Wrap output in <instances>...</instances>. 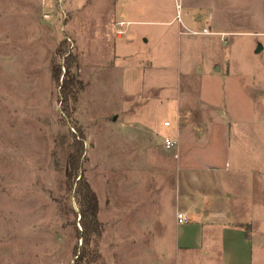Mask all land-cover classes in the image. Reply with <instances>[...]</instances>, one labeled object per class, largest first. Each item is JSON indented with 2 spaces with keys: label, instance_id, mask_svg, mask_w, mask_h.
<instances>
[{
  "label": "rangeland",
  "instance_id": "1",
  "mask_svg": "<svg viewBox=\"0 0 264 264\" xmlns=\"http://www.w3.org/2000/svg\"><path fill=\"white\" fill-rule=\"evenodd\" d=\"M160 1L171 21L126 24L119 37L128 14L119 0H0V264L75 263L82 227L66 169L80 133L100 222L83 264H185L175 215L185 198L176 183L187 175L232 192L224 207L252 201L241 219L254 225V264H264V94H254L264 49L236 62L248 68L232 72L238 84L218 88L204 71L230 45L217 38L213 49L193 32L182 0ZM242 28L258 31L249 53L264 45V27ZM71 54L79 85L66 110Z\"/></svg>",
  "mask_w": 264,
  "mask_h": 264
},
{
  "label": "crops",
  "instance_id": "2",
  "mask_svg": "<svg viewBox=\"0 0 264 264\" xmlns=\"http://www.w3.org/2000/svg\"><path fill=\"white\" fill-rule=\"evenodd\" d=\"M182 1L187 9L185 21L192 26L198 27L195 28L198 30L193 32H202V39L212 44L210 47L213 49L217 38L223 42L222 45H230L229 51L224 53V59L213 63L211 67L204 71L206 77H212L220 81L221 85H217L218 88L226 87L228 90V85L231 86L233 82L238 84L232 73L235 69L241 68V66L235 67L236 62L240 63L244 55L253 56L254 52L264 49L262 44L257 50L249 53L247 51L249 35L258 33V31H248L242 28L264 27V0ZM118 5L119 11L128 13H124L126 17L119 20V22H125V34L128 33L126 24L153 23L165 25L171 21L168 20L170 15L167 13V7L160 0L159 2L157 0H119ZM117 29L115 30L116 33ZM261 33H264V31ZM123 34L117 33V36L122 37ZM240 35L245 37H239ZM189 40L190 42L196 41V39L192 38H189ZM197 41H201V37ZM248 58L246 57V61ZM246 61H241L243 67ZM231 62L232 68L230 67ZM241 69L246 70L248 68L244 67ZM259 71L264 73V66L260 67ZM263 87L264 85L254 88V94H264ZM218 112L221 115H225L227 108L218 107ZM262 182H264V178ZM176 188L177 194L181 193V195L185 196L182 204L181 199H177L176 209L182 212L187 219L180 222L177 214L175 215L177 228L176 244L178 246V258L181 263L254 264V240L246 226L249 222L241 219L244 212L251 214L253 209L252 201L250 202L246 197L241 202L242 204L238 206L233 208L224 207V203L227 202L232 192L224 188L213 187V184L208 180L203 183L198 178L193 179L188 177V175L183 179L180 178L179 183L177 181ZM216 192H220L218 196ZM252 192V189H243L240 193L242 194L241 196H245L253 195ZM214 195L217 197L212 201ZM180 204L183 208H181ZM228 216L235 218V221L229 220ZM249 224L253 228V223Z\"/></svg>",
  "mask_w": 264,
  "mask_h": 264
},
{
  "label": "trees",
  "instance_id": "3",
  "mask_svg": "<svg viewBox=\"0 0 264 264\" xmlns=\"http://www.w3.org/2000/svg\"><path fill=\"white\" fill-rule=\"evenodd\" d=\"M73 60H76V56L73 54L67 55L65 57L67 69L61 84V103L66 110L68 109V100L71 97H75L77 90L76 87L79 85L77 74L72 72L69 66ZM54 72L56 78L59 80L62 73L61 67L57 66L54 69ZM84 140L85 136L83 133L75 135L74 142L71 144L72 149L67 155V185L71 189L75 185V194L80 207V224L82 227V232L80 235L82 239V247L77 258L75 259L74 264H83L81 259H83L84 256V245L90 242L93 234H98L100 232V222L97 218V213L99 210L98 196L90 185L85 173L81 170Z\"/></svg>",
  "mask_w": 264,
  "mask_h": 264
},
{
  "label": "built area",
  "instance_id": "4",
  "mask_svg": "<svg viewBox=\"0 0 264 264\" xmlns=\"http://www.w3.org/2000/svg\"><path fill=\"white\" fill-rule=\"evenodd\" d=\"M124 24H125L124 21H121V22H120V25H121L122 27L117 29V33H118V34H123V33H125V29L123 28ZM177 217H178V220H179L180 222H183V221H186V220H187L186 217H185V215H184L182 212H178Z\"/></svg>",
  "mask_w": 264,
  "mask_h": 264
}]
</instances>
